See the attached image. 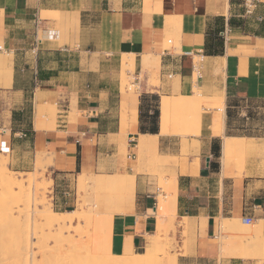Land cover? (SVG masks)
<instances>
[{"label": "crops", "instance_id": "obj_1", "mask_svg": "<svg viewBox=\"0 0 264 264\" xmlns=\"http://www.w3.org/2000/svg\"><path fill=\"white\" fill-rule=\"evenodd\" d=\"M122 60L137 89L123 86ZM196 90L201 127L185 151L181 134L156 142L175 177L176 221L189 219L177 264H242L219 259L211 240L225 217L262 220L264 235V166L250 163L235 178L221 163L224 136L260 138L248 124L264 108V0H0V154L48 159L59 205L71 201V179L110 176L114 207L102 213L113 215V253L142 250L156 228L160 189L139 170L140 135L158 133L159 114L150 116L162 96ZM52 105L55 119L38 116Z\"/></svg>", "mask_w": 264, "mask_h": 264}, {"label": "rangeland", "instance_id": "obj_2", "mask_svg": "<svg viewBox=\"0 0 264 264\" xmlns=\"http://www.w3.org/2000/svg\"><path fill=\"white\" fill-rule=\"evenodd\" d=\"M122 62L125 63V60H122ZM128 67L129 65L123 64L122 84L126 88L130 86L129 90H134L130 83L132 77L125 74V70ZM199 95L200 93L196 90L191 96L177 95L172 97H184L187 103L189 102L190 109L193 108L197 113H200ZM25 111L26 115H28V107H26ZM37 113L38 116L53 120L57 110L52 105L47 106L46 111L39 110ZM68 114L69 118H72L75 114L74 109L70 108ZM198 117L199 114L192 116L189 120L191 123L189 122L190 124L188 123L187 126L188 131L186 134L180 135L181 152H184L187 147V134L191 133L192 130H197L198 132L200 128H196L197 124L201 127L199 120H197ZM171 125L178 127L179 122L171 123ZM248 127L253 129V131H248V133L256 134L260 138L247 140L245 142L246 149L237 150L232 154L229 164L230 174L225 175L223 172L225 176L242 178L246 175L245 167L250 163L264 166V108L259 109L258 120L249 122ZM137 154V162L145 158V164L139 163L143 167V169L139 170H146L156 176L157 187L160 189L157 196L156 228L154 233L147 237L142 250L134 251L130 245L125 244L123 247H117L118 252L116 253L111 250L113 215L102 213L114 207L107 200L110 191L105 185V179L110 176L81 174L75 180L71 179V201L68 205H59V203L54 202L59 186L53 187V183L45 175V168L43 167L48 159L44 160L41 155H37L36 162L32 164L30 163V154L25 153L22 155L21 153L19 160L13 163L8 154H0V161L2 158L8 157V161L4 166L8 172L10 171L11 177L14 180L16 179L15 181L23 182L26 188V185L30 182L31 200L29 209H32L31 211L33 212V214L31 213L33 222H31L30 241L33 250H35L34 252L37 253L35 264H71L77 259L75 252L80 250L89 254L93 249L101 252L100 254L103 257H100V259L104 264H177L179 241L182 240L184 248L187 247L188 237L186 229L188 228L189 219L176 221L174 207H172L174 202L172 191L175 177L172 175L170 178V173L166 168L170 163L162 156L156 159L152 151L141 153L138 150ZM18 166L24 168L20 169ZM116 174L120 175L119 173L114 175ZM19 208H22V205H19ZM34 208L44 214H49L50 212L58 214L75 212L81 218V221L78 226L74 224V228L70 229L49 227L41 220L34 218ZM161 216H163V221ZM0 218L5 219L10 228L20 231L25 225L24 215L16 210L13 205L10 206L4 216L0 215ZM229 219L228 228L225 230L223 228V218L216 219L214 223V238H212L211 243L218 246L219 259L235 257L242 264H264V237L254 234L249 238L236 240L234 238L236 229L240 226H247V224H243L240 218ZM181 224H184L185 227L180 228L178 225ZM204 226L205 219H201L200 227ZM178 229L182 231H177ZM13 242L9 246H15L19 250L24 245L22 238Z\"/></svg>", "mask_w": 264, "mask_h": 264}, {"label": "bare ground", "instance_id": "obj_3", "mask_svg": "<svg viewBox=\"0 0 264 264\" xmlns=\"http://www.w3.org/2000/svg\"><path fill=\"white\" fill-rule=\"evenodd\" d=\"M173 19H174V16H173ZM171 26H174V25H171ZM122 64H124V62H122ZM127 88H130V86ZM188 103L184 97L162 96L159 102V131L157 134H153V135H149V134L148 135L144 134L142 136L140 135L138 139V144H137L138 150L141 151V153L142 151H152L153 156L157 159V158H160L161 156L157 152V148H156V142H157V138L159 135H177V134L184 135L186 134V132L188 131L187 126H188V123L190 122L189 121L190 118H192V116L194 115L199 114L193 108L190 109V106ZM174 122H179V126L173 127L171 123H174ZM196 128L197 129L200 128V125L198 126L197 124ZM194 133H197V130H192L191 134H194ZM247 140H249V138H246V137H235V136L234 137L232 136L223 137L222 145H221V160H222V165H223V172L225 175L230 174L229 164H230V158L232 154L237 150L246 149L247 146L245 142ZM7 161H8L7 156L2 158L0 161V164H1L0 165L1 167L0 168V215L4 216L6 212L9 210L10 206L13 205V207L16 208V210H18L19 212H22V214L24 215L25 225L23 229L20 231L17 229L10 228L7 225L5 219L0 218V264H35L37 253L34 252L35 250H33L32 243L30 241L31 222H33L31 219L33 218L31 216V213L33 214V212L31 211L32 209H29L30 200H31L30 199V194H31L30 193V182L28 185H26L27 186L26 188L23 182L22 183L18 182V180L15 181L16 179L14 180L11 177L12 175H10L11 174L10 171L8 172L4 166ZM19 205H22V208H19ZM40 212L34 208V218L41 220L43 223L47 224V226L49 227H59V228L65 227L66 229L68 228L70 229V228H74V224L78 226V224L81 221V218H79L78 214L75 212L74 213L62 212L59 214L56 212H50L49 214H44ZM161 217H162L161 220L163 221V216ZM187 219H188L187 217H184L181 220L183 221ZM229 221H230L229 218H226V217L223 218L224 230L228 228ZM261 221L262 220L253 221L252 219V221L249 223L250 225L247 224V226L246 225L240 226L238 229H236L234 233V238L236 240H240L246 237L249 238L251 235H254V234L260 237H264L262 233ZM178 226L180 228L185 227L184 224H181ZM20 238H22L24 242V245L20 250L16 248L15 246L13 247L9 246L11 242L15 240H19ZM93 250H91L89 254L78 250L77 252H75V255H77V259L74 262H71V264H104L103 261L100 259V257H103L100 254L101 252H99L98 250H94V251Z\"/></svg>", "mask_w": 264, "mask_h": 264}, {"label": "trees", "instance_id": "obj_4", "mask_svg": "<svg viewBox=\"0 0 264 264\" xmlns=\"http://www.w3.org/2000/svg\"><path fill=\"white\" fill-rule=\"evenodd\" d=\"M229 23L231 24V21H229ZM218 37H220V36H218ZM207 52H208V53H215L216 50L208 49ZM150 98H151L153 101H156V102L158 101V97H157L156 95H151ZM158 114H159L158 108H155V109L153 110V113H152V115L150 116V118L152 117V119L156 121V119H157V117H158ZM148 131H149V132H156V128L150 127Z\"/></svg>", "mask_w": 264, "mask_h": 264}, {"label": "built area", "instance_id": "obj_5", "mask_svg": "<svg viewBox=\"0 0 264 264\" xmlns=\"http://www.w3.org/2000/svg\"><path fill=\"white\" fill-rule=\"evenodd\" d=\"M224 33H225V32H223V31L220 32V36L224 35ZM241 221H242L243 224H249V223L252 221V219H251L250 217L243 216V217L241 218Z\"/></svg>", "mask_w": 264, "mask_h": 264}]
</instances>
